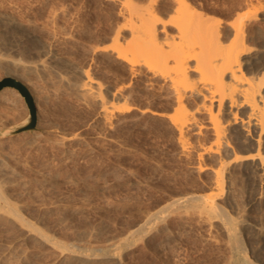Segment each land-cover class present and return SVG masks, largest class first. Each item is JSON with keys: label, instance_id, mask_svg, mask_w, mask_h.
I'll list each match as a JSON object with an SVG mask.
<instances>
[{"label": "rangeland", "instance_id": "374dc122", "mask_svg": "<svg viewBox=\"0 0 264 264\" xmlns=\"http://www.w3.org/2000/svg\"><path fill=\"white\" fill-rule=\"evenodd\" d=\"M116 1L19 0L15 6L11 1L13 8L9 6V13L0 15V79L7 77V70H11L19 78L20 75L26 77L18 81H22L29 89L37 114V130L0 138V150L2 148L3 151H0V169L6 173L0 171V177L8 181L5 185L9 191H6L10 199L12 197L11 200L20 203L17 206L19 208L21 205L22 211L19 210L23 212V216L26 215L27 220L44 229L62 245L88 252H101L109 247L112 248V253L119 254H111L105 261H84L83 264H225L223 261L228 258L224 256L228 253L223 248L224 236L215 229L210 234L206 226H199L193 217L190 216L187 220L186 216L189 215L185 216L186 219L183 218L185 213L182 212L189 211L186 210L187 203L186 209L182 208L185 207L182 203L186 201L177 203L182 210L175 207L176 204H169L184 198L185 193L201 194L202 191L206 192L207 187L209 190L212 171L195 169L198 144L201 141L198 142L197 138L205 137L202 140L206 142L209 133L204 129L199 131L202 134L198 133L195 131L197 127L186 130L187 135L191 132L188 137L185 134L187 139L196 137V141L189 139L196 151L192 148L190 158L189 154L183 156L180 153L182 149L178 144V129L170 119L175 114L173 106L176 98L170 79L167 76V80L165 77H158L153 72L152 75L146 67H136L142 73L136 69L130 72L131 66L122 60L118 61L115 52L111 51V40L116 34L114 31L123 23L122 5L120 6L122 1ZM12 11L14 14L10 16ZM123 31L121 36H126L128 31ZM16 62L35 65L37 75L28 76L26 71V76L22 75L25 69L22 70L21 65L19 68ZM145 69L147 73L142 71ZM85 70H89L102 83V92L111 102L108 104V112L112 118L110 116L109 119L108 114L104 119L101 106L94 100L88 99L87 105L86 101H82L83 107L80 105L81 99L74 89L82 84ZM119 85L123 87L118 88ZM13 89L18 94H14ZM118 93L121 94L120 97ZM37 95L40 98L38 102L35 99ZM4 97L13 99L12 107H9L13 112L6 108L0 110L5 113L4 128L28 118L29 109L16 88L5 87L0 90V98ZM191 98L193 97L187 98L190 100L188 103H194L191 107H195L196 99ZM123 100L130 106L129 110L117 112L112 109L113 105L121 104ZM151 111L164 113H161L162 116L160 113L154 115ZM200 114L205 117L203 113H199V122H206V118L204 120ZM34 135H38L39 144L29 147ZM203 161L214 163L215 158L207 157ZM242 165L235 167L240 174L235 172L233 176H239L241 172L244 176L231 179V185L235 181V186L240 184L238 187L233 185V192L230 194V198L234 195L233 199L236 201L229 198V202L233 201H226L225 205L231 214L235 213L233 215L236 218L240 215L246 221L240 225V229H244H241V234L244 233L243 241L248 254H258V257L251 255L259 259L262 250L254 243L253 226L257 221L264 225V201L261 203L263 206L248 202L256 184L252 187L254 181L244 173ZM172 207L179 209H175V212L172 209L173 214H170ZM167 212L172 216L168 217ZM156 216L160 218L157 219ZM180 218L186 222H182ZM146 223L149 225L147 229H143ZM184 223L187 225L184 226ZM139 228L143 231H137ZM18 233L20 234L10 231L2 241L14 243ZM212 234L217 241L211 237L214 236ZM166 235L169 239L164 238ZM209 236L217 245L208 241ZM35 240L25 237L22 242L24 248L33 249L30 264H68L64 263L65 258L59 256L58 251ZM121 242L130 243L128 249ZM251 245L256 247L252 248ZM254 257L251 258L254 260Z\"/></svg>", "mask_w": 264, "mask_h": 264}, {"label": "bare ground", "instance_id": "6f19581e", "mask_svg": "<svg viewBox=\"0 0 264 264\" xmlns=\"http://www.w3.org/2000/svg\"><path fill=\"white\" fill-rule=\"evenodd\" d=\"M16 1L0 0V15L9 13V6H12L11 3L15 6L17 4ZM115 1L116 0H114V2ZM121 1L120 6L122 5V8H120L122 10L121 15L123 23L121 22L122 25L120 24V28L118 27L119 30L117 29L114 31V34H116L111 40V49H113L111 51L115 52L114 55L119 59L118 61L122 60L131 66L130 72L132 69L135 70L136 67L139 69L146 67V69L150 71V74L153 72L155 75H159L158 77L162 76L165 77L166 80L167 77L170 79V85H172L171 87L174 89L173 92L175 91L174 94L176 93L175 102L173 101L175 103V106H173L175 114H173L170 119L175 124L174 127L178 129V132H176L179 135V137L177 136L179 142H177L182 149L179 150L182 151L180 153H183V156L189 154V158L192 157L190 156L191 151L195 149L193 148L195 146H192L191 142V139L193 138H189L191 141L187 139L191 132L187 135L186 130L197 127L198 131L195 130L196 132L201 133L199 131L204 129L209 133V139L207 137L208 141L206 140V142H203V137L201 139L197 138L198 142L199 140L202 142L200 141L201 143L199 142V144L197 142L199 149L197 150V158L195 159H198V162L196 160L197 165H195L198 169L194 167L197 171H212L211 173H213V177H210L212 181L208 179L211 183H208L209 190L207 185L206 192L203 193L202 191L201 194L200 192H198L199 194L191 192L193 194L190 195L185 193L184 195H187L186 197L184 196V198L176 199L173 203H171V201L169 204H176L175 207H179L177 205L180 204L177 203L186 201L182 204L185 205L187 203L188 207L185 205V207L182 208L186 209L187 207L188 209L186 210L189 211L187 213L186 211L182 212L185 213L183 214V218H185L186 215H189L188 217L186 216L187 220L191 216L195 219L194 222L199 224V226L200 224H203V226L205 225L210 234L213 233V229H215L225 237V240L223 237L225 247L220 245L225 248L227 250L226 253H228L227 256H224L228 258L226 259L227 261H223L226 262L225 264H264V225L257 221L259 223L256 222L257 224L255 223L253 226V236L255 237V239H253L255 242L252 239L251 240L256 243L255 245H257L260 250H262V254H260L261 256L259 255V259H256L258 254L256 253L257 255H255L254 253H251L257 257H254V255L251 254L250 256L247 251L248 249L245 246V242L243 241L244 238H242L244 233L241 234V231L244 229L241 228V230L240 225L243 223L244 219H242V217L240 218V215V219L236 218L237 216L233 215L235 213L231 214L230 210L225 205L226 201L228 203L229 200L234 197L233 195V197L230 198V194L233 192L232 186L236 184L235 179L239 178L241 175L244 176L242 172L239 176L235 174L238 176H235L236 178L233 176L236 172L235 167L238 164H243L244 173L250 177V179H253L254 182L252 183V187L254 186V183L256 184V186H254L256 189L252 193L251 198L249 197L250 201L248 199V202H251L252 205L258 206L264 201V0ZM121 10H119V12ZM12 13L13 11L10 12L9 15L11 16ZM166 15L168 16L166 17ZM219 15H223L224 17H219ZM123 30L128 31L126 36H121L124 32ZM104 46L105 45L102 47ZM17 63L18 66H22V68L21 66L19 68L22 70L25 69L23 70L24 73L19 71L22 75L25 74V71L28 76L37 75V67L35 65L22 62H16V64ZM12 65L17 66L15 64ZM129 67H127V69ZM138 68L136 70L140 72L141 70ZM146 69L142 71H146ZM145 73H147V71ZM5 76L17 80L24 77L20 75L19 78L11 70L5 71ZM83 77L84 79L81 81V85L75 84L78 85V87L76 86L77 88H75V85H72L75 88L74 90L76 91V94H78L81 99H79L81 101L80 105L82 104V101L83 103L86 101L85 104L88 103V99H90V101H96V104L98 102L97 105L101 106L100 108L102 109V114H105L103 115L105 119V117L110 114L108 112L110 111L108 105L110 101H108L106 95L102 92V83L97 81L89 70H85ZM24 79H26V77H24ZM162 80L165 81L164 78ZM130 81L131 80H129V82ZM165 83L169 84V82ZM119 87L122 88L123 86L119 85L118 88ZM74 90L73 92H75ZM115 90L120 91L117 88ZM71 91L72 90L70 89V92ZM120 92L122 93V91ZM13 93L18 94L15 89H13ZM120 95L121 94H119L118 97H120ZM188 97H193L191 98L193 100L194 98L196 99L197 104L195 103V107H191V105L194 104L192 102L193 100L191 101L193 104L189 105L188 102L190 100H187ZM35 99L38 102L40 99L39 95H37ZM12 100L11 97L0 98V110L2 111V108H6V110L8 109V111L13 112L9 108L13 104ZM124 101L125 100H123L122 103L120 101L121 104L113 105L112 109H116L117 112H125L129 110L130 106H128L127 103H124ZM81 106L83 107V104ZM1 111L0 124H2V126L0 127V130L6 125V122L3 119L5 113L3 114ZM151 113L155 115L160 112L151 111ZM199 113L205 115V117H203L200 114L204 120L206 118V122L200 123L201 119L198 120ZM7 115L6 118L8 117ZM110 116L111 114L108 118ZM12 117L13 115L11 118ZM158 117L160 116H157V118ZM110 118H112V116ZM106 120L108 122V119ZM191 131L194 130L192 129ZM206 133L203 132V134ZM36 144H39L38 135L33 136V140L29 142V147H32L33 145L36 146ZM0 151H2V148ZM207 157L215 158V162H207V164L206 161H203L204 158L206 159ZM0 171H2V169H0ZM2 172L3 174H6L4 170ZM236 173L240 174V172ZM233 178H235V182L232 181L234 184L231 185V179L233 180ZM6 181L7 180L0 177V264H30L31 258L33 257V249L29 250L27 247L24 248L22 246L25 237H32L40 244H46L53 250L58 251L60 254L59 256H64V263L68 264H83L84 261L92 263L101 262L108 260L110 258L109 255L114 254L112 253V248L109 247H106L101 252H95L94 250V252L92 250H90L92 252H88L87 250H81L78 247V249H71L69 248L70 246L67 247V245H62L46 231H43L44 229H40L38 225L36 226L30 222V220H27L25 218L26 215L23 216V212L21 213L22 210L20 209L21 205H19V208L17 206L20 203L14 199L15 202H13V200H11L12 197L10 199V195L7 193L9 190L5 185L8 183V181L7 183ZM237 185H234V187H238ZM6 189L8 191H6ZM261 206L263 205L261 204ZM179 208L182 210L181 207ZM170 209L169 211L171 214L172 211L174 210L173 212H175V209L177 208L173 209L172 207ZM179 212L182 214L181 211ZM168 213L169 212H167L168 217L172 216ZM156 218L158 219L160 217L156 216ZM185 219L182 220V218H180L182 222L185 221ZM147 223L146 227L143 229H147V225H149ZM185 224L187 225V223H184V226ZM197 224L195 226H197ZM203 226L201 227L203 228ZM139 229L137 231H143V229ZM251 229L248 231H251ZM10 231L20 232V234L18 233L19 236L15 239L16 241L14 240V243L6 242L7 240L5 242L2 241L4 235ZM137 231L135 232L138 233ZM204 231H206V229H204ZM130 232L133 233V231ZM219 232L217 233L220 234ZM127 234L129 235V232ZM214 234H216V232ZM204 236L207 237L206 235ZM122 237L124 236L122 235ZM211 237L214 239L215 235ZM211 237L208 238L210 239L208 241H212ZM164 238L167 239L168 236L166 235ZM216 239L217 238L214 240L217 241ZM213 241L211 243H213ZM124 243L121 242L120 244L127 247L130 245L131 241L130 243ZM217 243H219V241ZM254 246H252V248H254ZM120 250L122 251V249ZM114 255L118 256L119 254L116 253ZM252 256L256 261L251 258Z\"/></svg>", "mask_w": 264, "mask_h": 264}, {"label": "water", "instance_id": "95a60500", "mask_svg": "<svg viewBox=\"0 0 264 264\" xmlns=\"http://www.w3.org/2000/svg\"><path fill=\"white\" fill-rule=\"evenodd\" d=\"M5 87H14L20 92L29 109V116L28 118L16 124L1 129L0 137H9V136L21 134L23 132H32L37 130L36 106L27 86L12 77H4L3 79L0 80V90H2Z\"/></svg>", "mask_w": 264, "mask_h": 264}]
</instances>
